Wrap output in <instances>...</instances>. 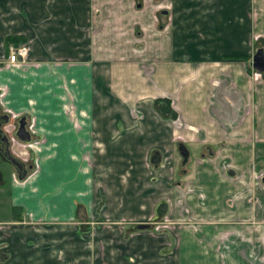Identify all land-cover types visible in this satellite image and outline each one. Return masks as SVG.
Returning a JSON list of instances; mask_svg holds the SVG:
<instances>
[{"label": "crops", "instance_id": "crops-1", "mask_svg": "<svg viewBox=\"0 0 264 264\" xmlns=\"http://www.w3.org/2000/svg\"><path fill=\"white\" fill-rule=\"evenodd\" d=\"M262 46L264 0H0L38 136L21 180L0 155V264H264Z\"/></svg>", "mask_w": 264, "mask_h": 264}, {"label": "water", "instance_id": "water-1", "mask_svg": "<svg viewBox=\"0 0 264 264\" xmlns=\"http://www.w3.org/2000/svg\"><path fill=\"white\" fill-rule=\"evenodd\" d=\"M250 65L251 68L254 69L257 72H263L264 71V50L262 47H258L255 49L254 53L251 55L250 58ZM8 120V115L5 113H0V155L9 163V165L12 167V169L15 171L17 179L21 180L25 175V167L24 163L16 158L14 155H12L8 149V139L7 135L2 133L1 126L6 124ZM17 126L15 131L13 132L14 137L22 142H28L30 140V136L27 130H25V118L24 116H19L16 120ZM178 152L182 158V163L185 162L187 158V150L183 146L182 143L178 144ZM150 163L153 166H156L159 157L158 153L155 151L150 155ZM261 180L264 183V176L261 178ZM167 210V205L165 202H159L155 207V217H160L165 214ZM148 228L147 223H134L132 225L133 230H141Z\"/></svg>", "mask_w": 264, "mask_h": 264}, {"label": "built area", "instance_id": "built-area-1", "mask_svg": "<svg viewBox=\"0 0 264 264\" xmlns=\"http://www.w3.org/2000/svg\"><path fill=\"white\" fill-rule=\"evenodd\" d=\"M7 55H6V62L9 64H16V63H22L24 62V57L26 54V47L24 44H9L7 46ZM14 118V115H11V118L8 116L7 123L2 125V131L7 135L8 139V147L9 151L12 155H14L16 158L21 160L22 162L29 163L32 159V142L29 140L28 142H22L17 140L13 132L16 129V124L11 122V119ZM30 124H26L25 122V129L30 132L31 130ZM11 147V149H10ZM33 161V159H32Z\"/></svg>", "mask_w": 264, "mask_h": 264}, {"label": "rangeland", "instance_id": "rangeland-1", "mask_svg": "<svg viewBox=\"0 0 264 264\" xmlns=\"http://www.w3.org/2000/svg\"><path fill=\"white\" fill-rule=\"evenodd\" d=\"M263 50H264V47L262 46ZM69 106V105H68ZM66 105L65 109L67 108V110H69V107ZM155 109L158 111V113L161 115L163 113H168L171 115L172 113V109H171V103L169 102H166V101H162L161 103H156L155 105ZM1 108V107H0ZM170 109V110H169ZM12 112V111H11ZM0 113H6L9 118H11V114H10V111H6L4 110L3 112H0ZM14 115V118L11 119V122L12 123H15L16 124V120L17 118L20 116L19 114L17 113H13ZM25 117V121H26V124H30L32 125L31 126V130H32V133H31V136L34 135L33 134V118L32 117H29V116H24ZM30 136V141L32 142V144H34V142L37 140L38 136L36 137H31ZM28 164H31L32 165V159L30 160V162ZM163 217V216H162ZM162 217H160L159 219H151L153 222L151 226L148 225V227H151L149 228V230L152 229V231L154 232H161L164 230V228H162L163 224H162ZM225 238V234L223 236L219 235L218 238H217V242H215L217 245H219L221 239H224ZM213 242V241H212ZM216 244H212V248L216 245ZM215 248H218V246H215ZM239 264H244V263H239ZM246 264V263H245Z\"/></svg>", "mask_w": 264, "mask_h": 264}, {"label": "trees", "instance_id": "trees-1", "mask_svg": "<svg viewBox=\"0 0 264 264\" xmlns=\"http://www.w3.org/2000/svg\"><path fill=\"white\" fill-rule=\"evenodd\" d=\"M20 40H22V39H20V38H16V37H12V36H6L5 38H4V43H5V45H7V44H9L10 42H16V41H20Z\"/></svg>", "mask_w": 264, "mask_h": 264}, {"label": "flooded vegetation", "instance_id": "flooded-vegetation-1", "mask_svg": "<svg viewBox=\"0 0 264 264\" xmlns=\"http://www.w3.org/2000/svg\"><path fill=\"white\" fill-rule=\"evenodd\" d=\"M264 72V71H263ZM259 73V72H258ZM261 73V72H260ZM2 133H3V131H2ZM4 134V133H3ZM162 202V201H161ZM167 211V210H166ZM166 213V212H165ZM154 216H155V211H154ZM163 216V215H162ZM162 216H160V217H162ZM160 217H155L156 219H159ZM148 224V223H147ZM149 225V224H148Z\"/></svg>", "mask_w": 264, "mask_h": 264}]
</instances>
